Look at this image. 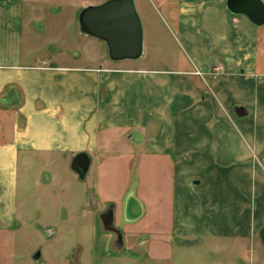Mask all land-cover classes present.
<instances>
[{"label":"crops","instance_id":"crops-1","mask_svg":"<svg viewBox=\"0 0 264 264\" xmlns=\"http://www.w3.org/2000/svg\"><path fill=\"white\" fill-rule=\"evenodd\" d=\"M143 1L146 2L139 0L141 6ZM147 1L155 7L152 6L154 12L149 13L150 18L170 30L173 40L180 45L182 57L173 55L167 61L172 65L170 68L139 65L148 58L142 31V54L138 59L113 61L122 63L123 68H117L116 72L86 73V84L71 87L66 82L56 83L57 68L29 62V40L24 35L33 39L34 35L29 30L23 0H0V113L6 116L5 122L0 118V233L20 220L28 207L23 192L28 190V177L24 174L25 182H19L16 163L22 160L21 166H29L26 162L29 159L32 166L34 163L37 166L43 156L31 154L51 153L57 155V176L67 164L79 179L71 169V161L80 152L90 158L81 181L89 175L93 159L121 158L131 153L170 159V215L166 229L172 237L215 240L221 239L227 230L248 233L245 225L253 218L247 210L254 188L253 164L248 160L250 154L247 145L243 147L244 142L239 146L238 138H234L233 147L231 136L222 134L221 111L227 108L234 111L239 97L247 104L237 110L236 116L242 120L247 116L244 110L248 112V103L260 100L263 95L264 24L257 27L244 15L230 13L226 0ZM31 44L34 46V42ZM163 59L146 63L164 64ZM215 66L221 67V73L212 77ZM82 75L72 72L68 79L81 81ZM95 81L101 82L100 98L95 94L98 91ZM16 85L23 93L18 105L13 92ZM41 102L46 108L52 103L57 105L50 121L57 127L52 137L48 136L49 128L43 126L44 119L39 118L42 107L34 105ZM17 113L26 115V127L17 128L14 124ZM31 129L32 135L39 130L43 132L36 134L33 141ZM123 129L128 130L124 137L120 135ZM111 134L113 138L109 137ZM38 141L48 142L44 152ZM100 163H95V173L103 179L106 171L98 168ZM189 172H196L200 178V182L195 180L200 192L197 199L187 189L185 179ZM52 175L55 174L44 172L46 185ZM121 192L110 194L102 190L101 199L105 207L113 201L112 227L129 239L135 231L128 226L133 222L141 225L148 202L145 196L137 199L127 196L121 200L118 196ZM74 198L69 195L70 202ZM91 199L94 201V196ZM223 199L230 201L228 204L235 203L231 207L234 215L228 213L231 218L225 222L214 209L223 204ZM239 208L244 210V215L237 213ZM148 222L158 224L155 219ZM234 222L242 226L236 223V227H229Z\"/></svg>","mask_w":264,"mask_h":264},{"label":"rangeland","instance_id":"rangeland-1","mask_svg":"<svg viewBox=\"0 0 264 264\" xmlns=\"http://www.w3.org/2000/svg\"><path fill=\"white\" fill-rule=\"evenodd\" d=\"M103 1L105 0H23L24 10L28 14L29 30L34 35V39L30 35H24L25 39L29 40V62H42L52 69L57 68V73H54L57 76L56 83L66 82L71 87L77 83L78 86L86 84V73L107 70L116 72L119 70L117 68H123L122 63L108 60L107 48L102 41L84 36L78 31L77 14L80 9ZM133 1L142 22L145 57L148 56L147 60L150 62L167 58L163 59L166 60L164 64L146 63L148 61L145 60V63L139 62V65L151 68L172 67L167 61L173 55L182 57L180 45L173 40L174 35L165 24H156L152 16L150 18L149 13L154 12L152 3L146 0L141 6L139 0ZM33 42L34 46L31 44ZM107 62L109 64H106ZM130 63L137 65V62ZM100 65L104 68L99 67ZM72 72L83 74V77H80L81 81L69 80ZM66 77L67 79H64ZM90 79L87 78L88 83ZM48 80L47 76L46 81ZM94 83L98 90L95 94L98 93L100 98L101 82ZM13 92L17 101L15 105H18L23 93L17 85ZM263 95L260 96V100L257 96L255 102L248 103V112L244 110L247 116L242 120L236 116L239 114L237 110L244 109L243 106L247 107V104L241 102L243 100L239 97L234 111L230 108L221 111L222 134L231 136L232 141L238 138L239 146L244 142L242 146L247 145L250 154L248 160L250 159L253 164L254 188L247 205L248 215L249 217L253 215V218L245 225L247 234L240 231L237 234L229 233L227 230L221 239L215 240L179 239L168 234L166 228L169 226L172 176V162L168 158L131 153L121 158L109 157L100 161L93 159L89 175L81 181L69 170L67 164L60 169L59 175H56L57 155L34 153L31 155L43 156L37 166L35 163L32 166L29 159H26L29 166H21L24 163L22 160L16 163L18 179H21L19 182H25L24 174L28 177V190L23 191L28 207L20 220L0 233V264H264V247L258 237V231L264 224ZM45 102L51 103V100ZM34 105L42 107L39 118L44 119L43 126L49 128L51 132L48 136L52 137L57 127L50 121L57 105L52 103L48 108L44 102ZM0 115L5 122L4 113ZM25 118L26 115L23 113L15 114L14 124H17V128L19 125L21 128L26 127ZM241 121L246 123L241 124ZM32 129L30 137L34 141L36 134L43 131L39 130L32 135ZM127 134L128 130L123 129L120 135L124 137ZM109 137H112V134ZM230 143L235 147V141ZM47 144L48 142L38 141L37 145L44 152ZM99 162L101 163L98 168L106 171L103 179H99L95 173L94 165ZM39 164L43 166L39 167ZM26 168L28 170L24 171ZM44 172L49 175L55 174L48 185L44 182L46 178L43 176ZM189 174L185 179L187 189L191 196L197 199L196 195L200 192L195 180L200 182V178L196 172ZM102 190H107L110 194L116 190L122 191L118 195L121 200L127 196L136 199L145 196L149 206L145 204V215L141 225L136 226L133 222L128 226L135 231L129 239L120 231H115L111 221L110 223L105 221L109 217V212L111 217L115 215L111 209L114 203L111 201L107 207L103 205ZM69 195L75 196L72 202L69 201ZM90 196H94L95 200H90ZM225 200L223 199L221 206L218 204L214 208L217 214L223 217L222 221L231 218L228 213L234 215V208L231 207L235 203L228 204L230 201L227 203ZM243 211L239 208L237 213L244 215ZM152 219L158 223L156 226L148 222ZM237 222L230 223L229 227H236ZM238 225L240 227L243 223ZM139 228L141 230H138Z\"/></svg>","mask_w":264,"mask_h":264},{"label":"water","instance_id":"water-1","mask_svg":"<svg viewBox=\"0 0 264 264\" xmlns=\"http://www.w3.org/2000/svg\"><path fill=\"white\" fill-rule=\"evenodd\" d=\"M232 14L244 15L254 26L264 24L262 0H226ZM79 33L102 41L111 61L136 60L142 54V26L133 0H105L97 5H87L77 14ZM90 165L89 156L80 152L71 161V169L79 179H84ZM105 220L111 221V212ZM119 235V233H118ZM264 247V226L259 230Z\"/></svg>","mask_w":264,"mask_h":264},{"label":"built area","instance_id":"built-area-1","mask_svg":"<svg viewBox=\"0 0 264 264\" xmlns=\"http://www.w3.org/2000/svg\"><path fill=\"white\" fill-rule=\"evenodd\" d=\"M219 73H221V67L220 66H215L213 68V72L211 73L212 77L217 76Z\"/></svg>","mask_w":264,"mask_h":264}]
</instances>
